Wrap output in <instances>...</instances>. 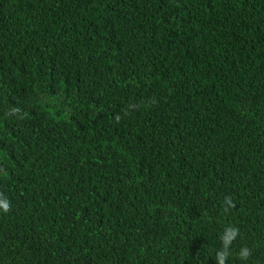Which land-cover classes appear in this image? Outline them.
I'll list each match as a JSON object with an SVG mask.
<instances>
[{"label":"trees","instance_id":"16d2710c","mask_svg":"<svg viewBox=\"0 0 264 264\" xmlns=\"http://www.w3.org/2000/svg\"><path fill=\"white\" fill-rule=\"evenodd\" d=\"M0 198V264H264V0H0Z\"/></svg>","mask_w":264,"mask_h":264},{"label":"clouds","instance_id":"9594fccd","mask_svg":"<svg viewBox=\"0 0 264 264\" xmlns=\"http://www.w3.org/2000/svg\"><path fill=\"white\" fill-rule=\"evenodd\" d=\"M229 203H231L229 201ZM10 210V202L6 198H0V211L8 212ZM238 235V229H230L228 230V234L222 237L223 239V250L218 253V264H226V260L229 256V247L231 245L232 240ZM250 255V251L247 248H244L240 252L241 259H247Z\"/></svg>","mask_w":264,"mask_h":264}]
</instances>
